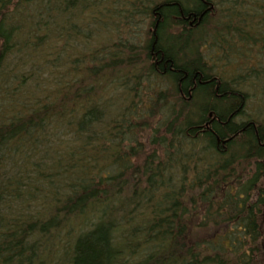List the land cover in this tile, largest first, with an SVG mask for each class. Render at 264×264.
I'll return each mask as SVG.
<instances>
[{"label": "trees", "instance_id": "1", "mask_svg": "<svg viewBox=\"0 0 264 264\" xmlns=\"http://www.w3.org/2000/svg\"><path fill=\"white\" fill-rule=\"evenodd\" d=\"M242 98L264 128V0H0V264H264Z\"/></svg>", "mask_w": 264, "mask_h": 264}, {"label": "flooded vegetation", "instance_id": "2", "mask_svg": "<svg viewBox=\"0 0 264 264\" xmlns=\"http://www.w3.org/2000/svg\"><path fill=\"white\" fill-rule=\"evenodd\" d=\"M187 21L190 25L192 24L190 20ZM159 62L160 60H157L156 64ZM204 82H208V80ZM192 88H194V86H192ZM244 104L245 100L242 98L237 108V115L234 117V121H232L238 129L235 137L241 140V142H239V147L231 150L228 148L231 144L230 138L225 139L226 141L216 138V148L223 154L221 155V164L223 166L225 164V167L229 168V171L226 173L227 175L222 176V182L220 184H250L252 188L249 197L250 206L256 205L261 199L260 205L262 206V213H264V182L262 181L264 179V151H260L259 153L254 149L257 145L260 147L264 146V128L257 125L253 117L244 114ZM211 121L212 120L205 121L199 126H193L192 129L195 130L193 135L199 136L208 134ZM250 130H252L256 139L253 143L248 138L243 139L245 135L246 137L249 136L248 132ZM244 147L246 148L244 149ZM228 157H230V159H227ZM200 163L203 164L202 161ZM231 173L235 175H231ZM226 176H228L229 180L224 179ZM252 194H254V197H252ZM238 198L242 201L244 199L243 193H239ZM238 206L242 209L245 204H243V202H238ZM250 206L246 205L248 208H250Z\"/></svg>", "mask_w": 264, "mask_h": 264}, {"label": "rangeland", "instance_id": "3", "mask_svg": "<svg viewBox=\"0 0 264 264\" xmlns=\"http://www.w3.org/2000/svg\"><path fill=\"white\" fill-rule=\"evenodd\" d=\"M142 25H144V24H142ZM145 32L146 31H145L144 28L132 27L127 32H125V33L122 34L121 41H124L126 44H131L132 43V44L142 45L144 43V41H143L144 38H143V35L142 34H144ZM115 41H118V39H116ZM96 46H98V45H96ZM150 82L153 83V80H151ZM145 83H146V80H145ZM113 90H115V89H113ZM249 92H251V91H249ZM116 94H117V92H116ZM116 94L114 92L112 93L113 101L115 100V95ZM250 96H253V94L250 93ZM253 101L254 100H251L250 98H247V102L245 103V106H244V114L247 115V116H250V117H254V114H255V106L252 104V103H254ZM256 117H262V116L258 112V114L256 115ZM256 117H254V118H256ZM205 152H207V151H205ZM204 155L205 154L203 152H201V155L200 156H204ZM196 158H198V156H195V157L192 156L190 158V161L191 160H196ZM200 162H199V164H200ZM192 163H194V162H192ZM202 171H203V168L199 169L198 174H200ZM177 177L178 178H181L182 176H179L178 175ZM262 181L264 182V179Z\"/></svg>", "mask_w": 264, "mask_h": 264}]
</instances>
